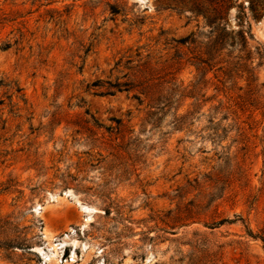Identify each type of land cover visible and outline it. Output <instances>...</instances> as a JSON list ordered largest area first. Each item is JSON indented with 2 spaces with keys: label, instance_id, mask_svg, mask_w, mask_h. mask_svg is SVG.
Instances as JSON below:
<instances>
[{
  "label": "rangeland",
  "instance_id": "1",
  "mask_svg": "<svg viewBox=\"0 0 264 264\" xmlns=\"http://www.w3.org/2000/svg\"><path fill=\"white\" fill-rule=\"evenodd\" d=\"M250 1L0 0V264H264Z\"/></svg>",
  "mask_w": 264,
  "mask_h": 264
},
{
  "label": "trees",
  "instance_id": "2",
  "mask_svg": "<svg viewBox=\"0 0 264 264\" xmlns=\"http://www.w3.org/2000/svg\"><path fill=\"white\" fill-rule=\"evenodd\" d=\"M258 4L264 6V0H251L250 1V9L254 15L258 13V12H256V5H258ZM193 12H196L198 14H203L204 17L206 18L207 23L211 26L215 25L218 21H220V22L225 21V17H226L225 16L226 15V9H225V5H224V0H221L220 4L217 7L213 8L212 11H210V12L208 9H205L202 11L199 5L193 6ZM188 39H190V38H188ZM214 53H215V48L208 50L207 52H205V55H207L208 58L207 59H201V58L198 59L199 63L208 65V63L213 60ZM151 108H153V107H151ZM176 113H177V111H176ZM190 115L191 114L179 116L178 119L176 120V122L177 123H183V121H185L186 118H188ZM155 116H156L155 113L149 114V118H153Z\"/></svg>",
  "mask_w": 264,
  "mask_h": 264
},
{
  "label": "bare ground",
  "instance_id": "3",
  "mask_svg": "<svg viewBox=\"0 0 264 264\" xmlns=\"http://www.w3.org/2000/svg\"><path fill=\"white\" fill-rule=\"evenodd\" d=\"M85 210L89 211L90 209L89 208H85Z\"/></svg>",
  "mask_w": 264,
  "mask_h": 264
}]
</instances>
